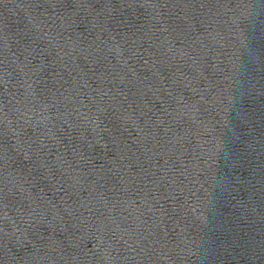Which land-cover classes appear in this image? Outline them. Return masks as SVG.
I'll use <instances>...</instances> for the list:
<instances>
[{
	"label": "water",
	"instance_id": "1",
	"mask_svg": "<svg viewBox=\"0 0 264 264\" xmlns=\"http://www.w3.org/2000/svg\"><path fill=\"white\" fill-rule=\"evenodd\" d=\"M0 264H264V0H0Z\"/></svg>",
	"mask_w": 264,
	"mask_h": 264
}]
</instances>
